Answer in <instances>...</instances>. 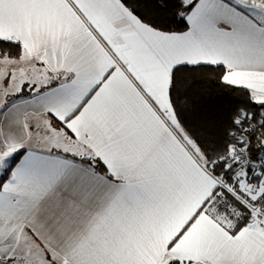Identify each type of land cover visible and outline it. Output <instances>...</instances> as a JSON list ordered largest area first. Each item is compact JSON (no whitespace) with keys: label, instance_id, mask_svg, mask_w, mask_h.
Returning <instances> with one entry per match:
<instances>
[{"label":"snow or ice","instance_id":"6c2138e0","mask_svg":"<svg viewBox=\"0 0 264 264\" xmlns=\"http://www.w3.org/2000/svg\"><path fill=\"white\" fill-rule=\"evenodd\" d=\"M0 264H264V0H0Z\"/></svg>","mask_w":264,"mask_h":264},{"label":"trees","instance_id":"16d2710c","mask_svg":"<svg viewBox=\"0 0 264 264\" xmlns=\"http://www.w3.org/2000/svg\"><path fill=\"white\" fill-rule=\"evenodd\" d=\"M197 88L199 91L203 92L206 103L221 110L243 99V97L236 92L217 87L210 80H206L204 83L197 85Z\"/></svg>","mask_w":264,"mask_h":264}]
</instances>
